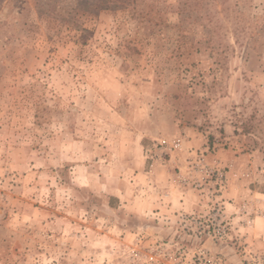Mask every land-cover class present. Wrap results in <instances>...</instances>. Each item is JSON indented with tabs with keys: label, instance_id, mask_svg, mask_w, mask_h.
<instances>
[{
	"label": "rangeland",
	"instance_id": "obj_1",
	"mask_svg": "<svg viewBox=\"0 0 264 264\" xmlns=\"http://www.w3.org/2000/svg\"><path fill=\"white\" fill-rule=\"evenodd\" d=\"M260 193L264 0H0V264H264Z\"/></svg>",
	"mask_w": 264,
	"mask_h": 264
},
{
	"label": "crops",
	"instance_id": "obj_2",
	"mask_svg": "<svg viewBox=\"0 0 264 264\" xmlns=\"http://www.w3.org/2000/svg\"><path fill=\"white\" fill-rule=\"evenodd\" d=\"M156 178L162 179L159 177L158 174H157ZM165 185L169 186L168 188L171 189V187L168 183H164V186ZM183 192L185 194H183ZM183 192H181V193L180 192H173L171 194V196H170L171 198L169 199V202H171V204H169L170 207H168L170 210L167 211V209H168L167 206L162 207L161 205H159V206L156 205V207L161 208V212L160 213H152V214L160 215L162 218H164L163 215L169 211H176V210H182L183 209V210H188L190 212H194L195 210H199L200 208L205 207V204L201 203L197 193L195 194V196L188 197V192H185L184 190H183ZM242 192H243V189L239 188V190L236 193L231 194L232 196H233V194L237 196L236 198H238V199L235 201L237 205H238V203L239 204L241 203L239 198H241ZM153 194H157V193L155 192ZM257 196H259L258 198H260V199L257 201V203H254V204H255L256 211L258 213L256 214L255 219L253 220L252 228L250 230L249 229L245 230L249 234L248 233H242L241 235L238 234V233H241V231H243L244 229H242V230L239 229L238 231L237 230L234 231V233H237L239 236H241L245 242H250L251 244L254 243L253 239L255 238L256 235H258V234H260V236L264 235V201H261V199L264 198V194L260 193V194H257ZM148 197H149V195H148ZM225 197H227V196L225 195ZM157 198H158V196H157ZM146 201H147V199H146ZM164 203H165V201H164ZM228 205H230V203L227 202L226 206H228ZM144 206H145L146 210L148 209V206H149V209L152 207L147 202H146V205H144ZM153 207H155V206H153ZM164 210H166L165 213H163ZM148 211H150V210H148Z\"/></svg>",
	"mask_w": 264,
	"mask_h": 264
},
{
	"label": "built area",
	"instance_id": "obj_3",
	"mask_svg": "<svg viewBox=\"0 0 264 264\" xmlns=\"http://www.w3.org/2000/svg\"><path fill=\"white\" fill-rule=\"evenodd\" d=\"M220 234H223V233H220ZM198 259L201 260L200 257H199ZM147 261H148V264H154V257H152V256L150 255V257H148Z\"/></svg>",
	"mask_w": 264,
	"mask_h": 264
}]
</instances>
